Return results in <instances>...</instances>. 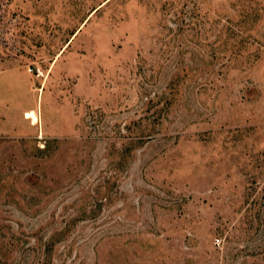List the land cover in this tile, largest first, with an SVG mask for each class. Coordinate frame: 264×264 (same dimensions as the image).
Here are the masks:
<instances>
[{
    "label": "rangeland",
    "instance_id": "374dc122",
    "mask_svg": "<svg viewBox=\"0 0 264 264\" xmlns=\"http://www.w3.org/2000/svg\"><path fill=\"white\" fill-rule=\"evenodd\" d=\"M0 264H264V0H0Z\"/></svg>",
    "mask_w": 264,
    "mask_h": 264
},
{
    "label": "bare ground",
    "instance_id": "6f19581e",
    "mask_svg": "<svg viewBox=\"0 0 264 264\" xmlns=\"http://www.w3.org/2000/svg\"><path fill=\"white\" fill-rule=\"evenodd\" d=\"M27 116L30 117V119H31V121H32L33 123L38 122V117H37V115H35L33 112H28Z\"/></svg>",
    "mask_w": 264,
    "mask_h": 264
}]
</instances>
